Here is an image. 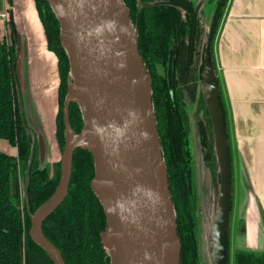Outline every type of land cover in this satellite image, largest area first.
I'll list each match as a JSON object with an SVG mask.
<instances>
[{
    "label": "trees",
    "instance_id": "16d2710c",
    "mask_svg": "<svg viewBox=\"0 0 264 264\" xmlns=\"http://www.w3.org/2000/svg\"><path fill=\"white\" fill-rule=\"evenodd\" d=\"M121 1L129 10L138 52L152 80L151 106L173 202L175 230L181 242L179 264H201L198 198L186 98L194 105L201 157L210 173L212 195H215L221 186V167L214 121L201 83L207 55L214 64L213 44L227 0H199V4L195 0ZM144 3L148 6H143ZM34 4L47 47L57 57L56 138L62 153L65 134L62 108L70 61L60 43V22L49 0H34ZM1 5L2 0L0 9ZM206 12L208 24L201 18ZM8 23L12 26L10 20ZM12 40L8 44L0 39V139L14 147L13 153L0 150V264H54L29 231L32 215L56 190L61 163L43 164L35 154L34 134L19 111L13 63L17 49ZM218 99L226 136V117L219 91ZM68 121L76 134L84 126L76 102L69 105ZM94 177L92 153L86 148L76 149L67 195L42 224L43 235L58 249L65 264H110L109 252L101 242L107 223L103 204L91 187ZM19 180L24 183L23 194ZM233 264H264V252L237 249Z\"/></svg>",
    "mask_w": 264,
    "mask_h": 264
},
{
    "label": "water",
    "instance_id": "95a60500",
    "mask_svg": "<svg viewBox=\"0 0 264 264\" xmlns=\"http://www.w3.org/2000/svg\"><path fill=\"white\" fill-rule=\"evenodd\" d=\"M49 2L60 22V43L70 61L63 103L64 146L58 185L32 215L29 234L54 264H65L41 228L67 195L74 151L86 148L94 157L91 187L106 216L101 242L109 252L110 264H179L181 242L175 230L173 202L151 106L152 80L138 52L129 10L121 0ZM9 19L13 26L11 13ZM130 31L134 32L133 41L129 39ZM205 70L217 102L213 119L221 167V206L215 230L217 264H226L229 162L209 55ZM71 102L78 104L84 121L77 134L68 121Z\"/></svg>",
    "mask_w": 264,
    "mask_h": 264
},
{
    "label": "crops",
    "instance_id": "0c3cea01",
    "mask_svg": "<svg viewBox=\"0 0 264 264\" xmlns=\"http://www.w3.org/2000/svg\"><path fill=\"white\" fill-rule=\"evenodd\" d=\"M3 10L12 14L19 50L22 51L24 45L29 112L40 127L46 158L56 160L61 155L56 138L57 57L47 47L34 0H2L0 13ZM1 20L5 27V43L10 44L7 20ZM213 62L214 78L226 117L229 227L235 180L238 197L236 245L242 235L246 247L238 249L264 252V0H227L213 44ZM50 81L55 84L56 113L48 111L45 104L44 90ZM242 220L244 225L240 226Z\"/></svg>",
    "mask_w": 264,
    "mask_h": 264
},
{
    "label": "rangeland",
    "instance_id": "374dc122",
    "mask_svg": "<svg viewBox=\"0 0 264 264\" xmlns=\"http://www.w3.org/2000/svg\"><path fill=\"white\" fill-rule=\"evenodd\" d=\"M199 0H195L198 2ZM204 10H206V5L203 6ZM208 12V9H207ZM207 12L201 15L202 20H204L205 24H208ZM9 12H7V37L10 41V44L13 43L12 38L14 39V44L16 47V54L13 59L14 63V73H15V82H16V92H17V99L19 105V111L22 113L23 118L25 119L29 130L34 134V143H35V154L44 164H52L53 162L60 161V156L56 160H52L51 158H46L45 151L42 147V141L40 140L41 132L40 127L34 122V118L29 112V103L27 99L28 91H27V82L25 76V51L24 45L22 47V51L19 50V37L15 32L13 33V27L9 25ZM0 18V39H4L5 36V27L3 21ZM16 39V40H15ZM146 70V69H145ZM160 73H162L161 66L158 67ZM70 75V73H69ZM205 77L201 83V88L206 98L207 105L213 116L215 121V113H216V97L214 93L213 86L211 84L210 79L208 78L206 72ZM69 77V76H68ZM45 96L47 99L45 100V104L48 108V111L51 113L55 110L56 113V106H57V98L55 92V84L52 85L51 81L46 84L44 90ZM66 97V96H65ZM64 97V100H65ZM187 100V112L190 116V128H191V142H192V150H193V160H194V168H195V178H196V189H197V206H198V236H199V253H200V263L201 264H217V249H216V240H215V230L218 225L219 220V211L221 206L220 201V189L218 188L215 195H212L211 189V176L203 164L202 161V152L200 150V145L198 142V129H197V120L193 118V104L190 103L189 99ZM64 103V102H63ZM63 111V108H62ZM64 121V120H63ZM216 125V123H215ZM216 134V128L214 130ZM0 150L12 153L14 151V147H12L6 140L0 139ZM48 159V160H47ZM61 170V164H60ZM61 173V171H60ZM19 185L22 194L24 193V183L19 180ZM237 183L233 180L232 186V205H231V213H230V227H229V240L227 246V263L226 264H233V253L238 248L246 247L243 243V236L239 237V244L236 245V235L237 234V220H236V210H237V201L238 197L236 195L237 188H235ZM244 221H240V226L244 225ZM241 232V230H240ZM245 236H248V233ZM250 239V238H249Z\"/></svg>",
    "mask_w": 264,
    "mask_h": 264
},
{
    "label": "built area",
    "instance_id": "2783aa9c",
    "mask_svg": "<svg viewBox=\"0 0 264 264\" xmlns=\"http://www.w3.org/2000/svg\"><path fill=\"white\" fill-rule=\"evenodd\" d=\"M0 17L4 20H7V11L6 10H3L2 13H0Z\"/></svg>",
    "mask_w": 264,
    "mask_h": 264
},
{
    "label": "bare ground",
    "instance_id": "6f19581e",
    "mask_svg": "<svg viewBox=\"0 0 264 264\" xmlns=\"http://www.w3.org/2000/svg\"><path fill=\"white\" fill-rule=\"evenodd\" d=\"M129 39H130L131 41L134 40V32H133V31H130V32H129Z\"/></svg>",
    "mask_w": 264,
    "mask_h": 264
}]
</instances>
